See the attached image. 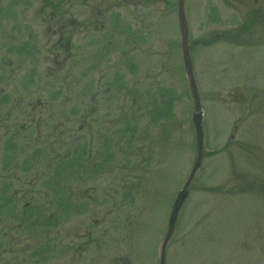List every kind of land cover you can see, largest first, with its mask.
Instances as JSON below:
<instances>
[{
    "label": "rangeland",
    "instance_id": "obj_1",
    "mask_svg": "<svg viewBox=\"0 0 264 264\" xmlns=\"http://www.w3.org/2000/svg\"><path fill=\"white\" fill-rule=\"evenodd\" d=\"M225 1L184 2L204 157L166 264H264V32L218 37ZM176 3L0 0V264L159 263L196 158Z\"/></svg>",
    "mask_w": 264,
    "mask_h": 264
},
{
    "label": "water",
    "instance_id": "obj_2",
    "mask_svg": "<svg viewBox=\"0 0 264 264\" xmlns=\"http://www.w3.org/2000/svg\"><path fill=\"white\" fill-rule=\"evenodd\" d=\"M185 0H178V20H179V26H180V35L182 38V53H183V61H184V65L186 72H187V76L189 78V82L191 86V90H192V95L194 98V106H193V113H192V121L196 130V140H197V155H196V160L195 163L193 165L192 171L189 175V178L187 180V182L185 183L183 189L179 192L177 199L175 200L172 212H171V216H170V220L169 222V227H168V231L166 234V237L164 239L163 245H162V254H161V263L159 264H165V258H166V248H167V244L170 241L174 231H175V226H176V221H177V217H178V213L184 203V199L187 198L189 191L187 189H189V186L192 182V178L195 177L196 172L198 171V169L201 166L202 160H203V156H204V151H203V111L201 108V103L199 100V96L197 93V87L195 86V79H194V75H193V67H192V62H191V57H190V51H189V32H188V22H187V17H186V11H185Z\"/></svg>",
    "mask_w": 264,
    "mask_h": 264
},
{
    "label": "flooded vegetation",
    "instance_id": "obj_3",
    "mask_svg": "<svg viewBox=\"0 0 264 264\" xmlns=\"http://www.w3.org/2000/svg\"><path fill=\"white\" fill-rule=\"evenodd\" d=\"M228 6H232L237 9L238 13L240 16L243 18L242 24L238 27H234L233 31H229L230 33H220L217 36L223 38L222 40H226L229 43H235L238 44V39L241 36L251 34V33H256V36L261 35L264 32V0H231L229 2L225 1ZM261 25V26H259ZM238 28V29H237ZM214 36H211L210 39L204 43H209L212 42V39ZM252 42V47L257 48L259 44H264V41L261 40L259 42L258 40H253ZM259 43V44H258ZM4 120V125L3 128L6 130V133L9 135L12 134L10 133L11 126L9 123V115H5ZM6 120V122H5ZM1 127V126H0ZM233 137V136H232ZM5 155H7L6 151H3ZM12 154V150L9 151L8 156L10 157ZM0 155L2 153L0 152ZM1 169V168H0ZM1 176V172H0Z\"/></svg>",
    "mask_w": 264,
    "mask_h": 264
}]
</instances>
